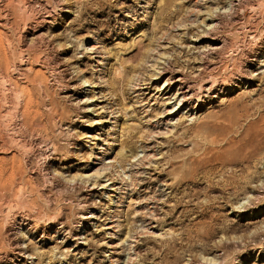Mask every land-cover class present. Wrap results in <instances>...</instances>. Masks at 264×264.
Listing matches in <instances>:
<instances>
[{
  "label": "rangeland",
  "instance_id": "374dc122",
  "mask_svg": "<svg viewBox=\"0 0 264 264\" xmlns=\"http://www.w3.org/2000/svg\"><path fill=\"white\" fill-rule=\"evenodd\" d=\"M127 262L264 264V0H0V264Z\"/></svg>",
  "mask_w": 264,
  "mask_h": 264
},
{
  "label": "bare ground",
  "instance_id": "6f19581e",
  "mask_svg": "<svg viewBox=\"0 0 264 264\" xmlns=\"http://www.w3.org/2000/svg\"><path fill=\"white\" fill-rule=\"evenodd\" d=\"M215 24H214V27H215ZM213 39H214V37L211 38V39H207V41H213ZM209 46L212 48V50H218V49L221 48L220 46L217 47V45H215V43H213V44L211 43V44H209ZM212 52L214 54H216L218 51H212ZM209 54H210V52H209ZM202 56H204V55H202ZM203 58L204 57L200 58L201 61H202V64L199 65L201 70L199 69L200 72L196 75L197 80H191L189 78L181 76V77H178V78L174 77V80H173L172 83L170 82L169 79H167V81L165 82V85L167 87H170V89L172 88L173 85H174V87H176L175 95H176V97L178 99L177 105L180 106V107L188 106L193 101H198L199 102V99L201 97H207V96L204 95V93H207L208 96H209V95L213 94L216 91V86H215L216 83L215 82H214L215 84L212 83L213 81H212L211 73H208V72L206 73V69H208V67H207L208 63L205 60H203ZM206 59H207V57H206ZM154 62H156V61H154ZM209 62H210V60H209ZM155 64L156 63H152V66H154ZM196 85H198V88H196ZM212 97H215V96H212ZM169 110H173V109H171V108L167 109V107H166V112H168ZM168 132H171V129H168ZM145 157H148V154ZM152 161L153 160H151V159H149L147 162L142 160V165L145 166L146 164H150ZM103 167L105 168V165H102L101 169ZM100 170L97 169L96 173L99 174ZM126 264H128V262Z\"/></svg>",
  "mask_w": 264,
  "mask_h": 264
}]
</instances>
